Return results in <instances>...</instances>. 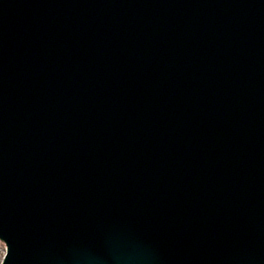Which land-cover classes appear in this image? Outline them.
<instances>
[{
  "label": "water",
  "instance_id": "1",
  "mask_svg": "<svg viewBox=\"0 0 264 264\" xmlns=\"http://www.w3.org/2000/svg\"><path fill=\"white\" fill-rule=\"evenodd\" d=\"M1 264H264V0H0Z\"/></svg>",
  "mask_w": 264,
  "mask_h": 264
},
{
  "label": "rangeland",
  "instance_id": "2",
  "mask_svg": "<svg viewBox=\"0 0 264 264\" xmlns=\"http://www.w3.org/2000/svg\"><path fill=\"white\" fill-rule=\"evenodd\" d=\"M1 247H3V244H1V242H0V255L3 254V252H2L3 249H1ZM1 258H2V255L0 256V262L2 260Z\"/></svg>",
  "mask_w": 264,
  "mask_h": 264
},
{
  "label": "bare ground",
  "instance_id": "3",
  "mask_svg": "<svg viewBox=\"0 0 264 264\" xmlns=\"http://www.w3.org/2000/svg\"><path fill=\"white\" fill-rule=\"evenodd\" d=\"M1 249H3V247H1ZM4 249H5V247H4ZM4 249L2 250V252L4 251ZM1 255H2V254H1ZM1 255H0V256H1Z\"/></svg>",
  "mask_w": 264,
  "mask_h": 264
}]
</instances>
